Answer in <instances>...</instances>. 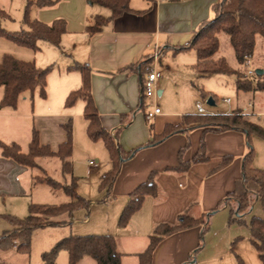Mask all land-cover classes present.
Returning a JSON list of instances; mask_svg holds the SVG:
<instances>
[{
	"label": "crops",
	"instance_id": "1",
	"mask_svg": "<svg viewBox=\"0 0 264 264\" xmlns=\"http://www.w3.org/2000/svg\"><path fill=\"white\" fill-rule=\"evenodd\" d=\"M27 1L20 0V4L26 6ZM219 1L130 0V11L111 20L101 31L91 33L87 30L88 25L93 24L99 15L111 16V9L88 0H58L53 7L40 8L33 4L30 14L33 19L46 23L58 18L66 20L67 31L62 36L60 46L40 40L39 50H33L0 35V62L4 55L9 54L20 60L34 61L41 68L52 66L47 76L45 97L36 89L24 92L16 108L0 107V141L17 143L26 153L33 131L36 130L40 142L57 152L67 139L65 125L71 122L73 130V152L69 158L72 173L63 172V161L58 156L37 157V165L29 167L5 157L0 146V236L15 228L4 215L24 218L29 214L31 203L60 204L71 200L62 188L36 181V177L41 175H48L63 184H70L75 177L77 192L91 203L89 209L79 206L70 219L66 214L58 217V220H67L66 223L34 231L49 232L45 235L41 262L38 264H44L42 253L50 250L60 239L86 234L114 235L118 251L122 253L121 264H141L140 254L148 248L155 227L161 223L174 224L184 213L199 218L218 209L209 218L210 225L216 224L217 218H222L224 228L227 226L230 232L229 239L237 235L232 223L229 225L230 205L235 203L233 200L227 203L226 200L242 178L244 159L250 151L249 141L254 149L253 166L264 170L263 138L258 135L249 138L246 132L236 128L216 131L185 124L184 129L124 160L111 191L107 192L100 190L99 185L103 174L112 169L113 161L105 142L102 139L94 141L88 134L89 121L84 116L86 101L80 97L73 105L66 106L68 95L83 85L82 72L69 67L81 64L90 70L91 94L102 126L114 136L125 152L152 141L154 134L161 135L167 124L182 123L184 115L198 114L190 108H183L182 100L178 104L180 109L174 111L165 110L158 103L162 109L159 115H155L151 107L138 109L142 81L139 72L132 66L152 57L155 50L160 48V96L165 92L171 70L169 54H172L179 69L178 86L184 88L189 84L201 96L200 86L194 79L202 78V86H205L208 85L206 78L220 74L199 75L193 68L198 60L196 50L176 52V47L187 45L199 27L215 17L214 7ZM5 3L6 0H0V6L6 7ZM25 29H28L26 24ZM224 34H219L220 44ZM227 38L230 41L229 35ZM219 50L214 58H226ZM251 66L264 71V37L261 35L256 37ZM231 67L243 68L240 64L237 68ZM230 76L234 77L236 97H226L229 102L224 101L227 105L221 110L209 105L211 109L216 114L239 112L246 119L264 125V119L259 120L249 114L253 111L264 112V90L255 87L247 91L238 89L237 76ZM206 91L210 96L215 95L211 89ZM4 93V86L0 85V104ZM202 141L205 142L206 158L192 162L200 151ZM258 147L263 148L262 156ZM226 157H229L228 162L221 165ZM91 161L94 163L91 164ZM181 161L191 162L188 170H174ZM152 173H155L158 193L147 195L142 207L132 215L127 226L121 227L119 218L130 200V193L148 181ZM259 202H255L251 212L243 217L244 220L247 215L252 217ZM247 228L249 234L238 241L247 240L245 242H249L256 250L255 254L262 264L258 250L250 241L249 225ZM202 229V225H196L163 238L154 251L151 264H186L194 255L199 264H210L211 259L233 264L229 257L226 260L220 256L208 258L202 254L203 249L198 250ZM18 243L11 249L15 250ZM246 250L249 249L245 245L238 244L237 251L248 261ZM233 253L237 262V253L234 250ZM0 260V264H7L4 258L0 257ZM56 264H69L68 251L59 252ZM77 264L98 262L85 255Z\"/></svg>",
	"mask_w": 264,
	"mask_h": 264
},
{
	"label": "trees",
	"instance_id": "2",
	"mask_svg": "<svg viewBox=\"0 0 264 264\" xmlns=\"http://www.w3.org/2000/svg\"><path fill=\"white\" fill-rule=\"evenodd\" d=\"M88 1L109 7L112 11L111 16L104 17L99 15L95 18L93 24L88 25L87 30L91 33L101 31L111 20L131 10L130 0ZM57 3L58 0H28L23 18L28 29L23 28L17 31H8L0 24V35L33 50H39L40 40H46L56 46H60L62 36L67 31V22L65 19L58 18L51 23H46L30 17L33 4L44 8L53 7ZM214 9L216 11L215 17L205 21L187 45L176 47V52L187 49L196 50L198 60L193 68L201 76L234 74L237 76L236 84L238 89L247 91L255 87L264 90L263 74L257 75L254 80L248 79L245 74V61L247 57H251L254 53L257 35L264 37V0H220ZM2 18H10V15L0 8V19ZM221 33L229 35L238 63L243 66L241 70L231 67L226 58H214V55L220 47L219 34ZM151 64L152 57H147L137 65L132 66L139 72L142 84ZM69 68L79 69L82 72L83 85L80 89L74 90L68 95L66 106L73 105L80 97L85 99L84 116L89 121L88 134L94 141L102 139L105 142L113 161L112 169L102 176L99 185L100 190L111 191L124 160L132 157L137 151L155 145L171 134L184 129L185 124L189 127H205L206 129L210 128L216 131L236 128L246 132L249 138L251 135H258L264 139V125L246 119L239 112L233 114L217 113L215 115L186 114L183 116L182 123L178 125L167 124L161 135L154 134L152 141L136 147L129 152H125L119 146L114 136L102 126L97 106L91 94L90 70L87 66L81 64H76ZM51 70L52 66L41 68L34 61H24L9 54L4 55L3 60L0 62V85L4 86L5 93L0 107L16 108L19 97L27 91L33 92L38 89L40 95L45 97L47 76ZM199 91L205 99L210 96L204 88H199ZM211 96L218 103L216 96ZM145 102V97L142 94L138 109H145ZM65 127L67 130V139L60 145L57 152L52 151L48 145H43L40 142L39 133L34 130L28 152H23L17 143L8 144L0 141L2 154L29 167L37 165V157L58 156L63 161V172L72 173L73 167L69 160L73 152V130L71 122L66 124ZM249 144L250 151L244 159L242 178L238 181L236 189L229 193L228 199L226 200L227 203L229 200H233L235 203V205H230V224L234 222H245L243 217L251 212L257 200H260L264 211V170L257 169L253 166L254 149L250 141ZM205 158V142L202 141L200 151L192 162H199ZM228 160L229 157L224 158L221 165H225ZM190 164L191 162L181 161L180 165L174 168V170L184 172L188 170ZM154 175L155 173H152L148 181L141 183L130 193V200L124 207L119 218V225L121 227L127 226L132 215L142 207L147 195H156L158 193ZM36 181L47 183L54 188H62L71 197V200L60 204L31 203L29 205V214L24 218L4 215L11 224L17 226V229L5 231L0 236V250H8L16 242H19L16 247L17 251L28 253L35 230L68 222L67 220H58V217L66 214L67 218L70 219L73 212L79 206H86L89 209L91 202L77 192V180L75 177L72 178L70 184H63L48 175L44 177L37 176ZM215 211L204 214L199 218L189 213H184L179 216L178 221L174 224L161 223L157 225L150 236L148 248L140 254L141 264H151L154 251L160 241L166 236L180 230L202 225L201 238L204 239V235L210 228L209 218ZM248 225L250 228V241L258 250L261 262L264 264V215H253ZM241 238V236H238L233 242ZM202 245L201 243L198 250L202 248ZM62 250L68 251L69 264H77L85 255L93 257L98 264H121L122 253L118 251L116 238L112 234L66 236L60 239L50 250L42 253L44 264H56L57 256ZM236 258L238 264H246L244 259L238 254H236ZM186 264L199 263L194 255L190 257Z\"/></svg>",
	"mask_w": 264,
	"mask_h": 264
},
{
	"label": "rangeland",
	"instance_id": "3",
	"mask_svg": "<svg viewBox=\"0 0 264 264\" xmlns=\"http://www.w3.org/2000/svg\"><path fill=\"white\" fill-rule=\"evenodd\" d=\"M6 7H1V9L5 10L8 15H10V18H2L0 19V24L3 28H5L8 31H17L21 29H25V23L23 21L24 18V12H25V5L20 4V0H6L5 3ZM30 17L32 18V15L30 14ZM33 19V18H32ZM14 28V29H11ZM225 35V36H224ZM221 37V47H220V53L223 54L229 64L234 67H238L239 63L235 57L234 50L232 48V45L227 38L228 35L225 33ZM164 57V55H162ZM169 65L171 66V70H169V77L167 79V86L165 87V92L159 96L158 98V103L161 105V107L165 110H179V101L182 100L184 103L183 108H190L191 111H194L197 113L196 109V103L197 101H202L206 106H209L206 102L207 99L203 98L196 92V88L193 86L186 84V86L179 87L177 83V77L180 74L178 72V68L176 64L174 63V59L172 54H169ZM176 59V58H175ZM151 68V65H150ZM149 68V70H150ZM161 68V67H160ZM242 69V68H241ZM240 69V70H241ZM161 70V69H160ZM162 71V70H161ZM233 76H230L229 74H220L216 76H212L211 78H206V84L205 86H202L204 84L203 80L200 78L194 79L197 85L200 87L206 89H211L213 90V94L215 93L216 98L218 99V103L216 109H223L225 108V105H227L224 102V99L226 97H231L234 99L236 97L235 91L233 89ZM199 79V80H198ZM199 87V88H200ZM146 109H149V107L146 104ZM189 111V112H191ZM258 151L260 152L261 156L263 155V148L258 147ZM39 177H44V175H41ZM257 205V207L254 209L253 213L255 215H264V211L262 208V204ZM253 214V215H254ZM252 215V216H253ZM220 217V216H218ZM222 217V216H221ZM250 217L247 215L245 217V222H234L232 223L233 230L237 233V237H245L247 234H249V229L247 228V225L250 222ZM229 224V223H228ZM231 225V224H229ZM17 229V226L13 230ZM227 226H223V219L222 218H217L216 224L210 225L209 230L207 233L204 235V239L201 238V243L203 255H207L208 258L210 257H215V256H220L227 259L229 257L230 259L233 260V264H238L235 260V254L233 253V250L235 253L241 255L237 251L238 244L245 245L247 247L246 250V255L248 256V261L241 255V257L244 259L246 264H260L259 261V256L255 254L256 250L249 244V242L241 241L239 243L233 244L232 242L235 240L236 236L232 239H229V230H227ZM46 233H49L48 230H41L37 231L33 235L32 239V244L30 251L28 253H23V252H17L16 249H8L5 250L4 252H0V257L5 259V262L7 264H38L41 262V252L43 251L44 247V241L46 239ZM243 239V238H242ZM240 239V240H242ZM234 246V247H233ZM248 252V253H247ZM205 253V254H204ZM210 264H223L221 262H217L214 260H210ZM1 263V260H0Z\"/></svg>",
	"mask_w": 264,
	"mask_h": 264
},
{
	"label": "built area",
	"instance_id": "4",
	"mask_svg": "<svg viewBox=\"0 0 264 264\" xmlns=\"http://www.w3.org/2000/svg\"><path fill=\"white\" fill-rule=\"evenodd\" d=\"M160 57H161V49L157 48L154 54L152 55L151 68L145 74L142 84V94L145 97L146 104L148 107L152 108V112L155 115L162 114V109L158 104V98L160 96L159 80L162 77V71L158 68ZM245 66H246V70H245L246 77L250 80H254L257 77V73H256V69L251 66V57L246 58ZM224 101L229 102V99H224ZM196 109L199 115L216 114V112L213 111L210 106H206L202 101H197ZM249 114L255 116L259 120L264 119V112L253 111ZM90 163L93 164L94 161H91Z\"/></svg>",
	"mask_w": 264,
	"mask_h": 264
},
{
	"label": "water",
	"instance_id": "5",
	"mask_svg": "<svg viewBox=\"0 0 264 264\" xmlns=\"http://www.w3.org/2000/svg\"><path fill=\"white\" fill-rule=\"evenodd\" d=\"M256 73H257V75H262L264 73V71L261 68H257L256 69ZM207 103L209 105H211V106H215L216 105V102L214 101L212 96L208 97Z\"/></svg>",
	"mask_w": 264,
	"mask_h": 264
}]
</instances>
